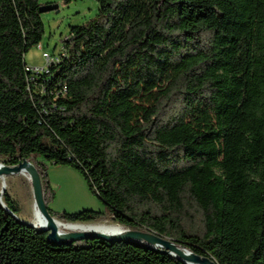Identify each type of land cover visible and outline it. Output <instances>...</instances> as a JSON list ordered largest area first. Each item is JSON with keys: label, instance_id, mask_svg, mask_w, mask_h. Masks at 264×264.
I'll return each mask as SVG.
<instances>
[{"label": "trees", "instance_id": "trees-1", "mask_svg": "<svg viewBox=\"0 0 264 264\" xmlns=\"http://www.w3.org/2000/svg\"><path fill=\"white\" fill-rule=\"evenodd\" d=\"M96 1L35 71L48 2L0 0V161H31L62 222L264 264V0ZM48 163L77 169L105 209L54 211ZM1 191L0 264H187L128 241L54 244Z\"/></svg>", "mask_w": 264, "mask_h": 264}, {"label": "rangeland", "instance_id": "rangeland-1", "mask_svg": "<svg viewBox=\"0 0 264 264\" xmlns=\"http://www.w3.org/2000/svg\"><path fill=\"white\" fill-rule=\"evenodd\" d=\"M43 1L58 5V9L43 13L45 34L42 46L33 47L25 56L28 66L32 69L45 68L47 59L44 57V52L57 56L66 36L70 33V27L91 19L97 14L99 8L96 0ZM47 173L55 190V197L50 203L54 211L76 212L83 209H105L102 200L91 192L84 176L74 167L48 163ZM7 191L18 200L22 209L21 217L34 222L36 219L35 200L29 177L22 173L8 176ZM84 224L117 225L123 230L128 229L112 219Z\"/></svg>", "mask_w": 264, "mask_h": 264}, {"label": "water", "instance_id": "water-1", "mask_svg": "<svg viewBox=\"0 0 264 264\" xmlns=\"http://www.w3.org/2000/svg\"><path fill=\"white\" fill-rule=\"evenodd\" d=\"M58 9L56 4H44L41 7V12L52 11ZM22 173L29 177L35 200V211L42 216L45 223H34L33 221H24L26 224L38 229L39 231L47 232L48 238L54 244H60L62 242L74 243L84 239H103L109 242H122L128 241L136 243L142 246L149 247L151 249L167 253L178 257L180 260L187 264H217L212 258L208 256L199 255L187 248L178 246L177 242L171 238L159 235L152 231L146 230H123L120 234L107 233L93 229H79L70 228L69 230L61 231L57 225V221L61 222L57 218L53 217L48 209L45 201L43 183L41 175L39 174L36 166L29 160L23 159L20 163L15 165H8L0 161V178L4 176H10L12 174ZM7 190L6 186L2 181V191L5 193ZM23 221V220H22ZM74 224V223H66ZM84 224V223H81ZM94 225V224H86Z\"/></svg>", "mask_w": 264, "mask_h": 264}, {"label": "bare ground", "instance_id": "bare-ground-1", "mask_svg": "<svg viewBox=\"0 0 264 264\" xmlns=\"http://www.w3.org/2000/svg\"><path fill=\"white\" fill-rule=\"evenodd\" d=\"M7 177L8 176H4L2 178V181L4 185L6 186V188H7ZM34 223H36L37 225H39L38 223L44 224L45 220L42 218L40 214L36 212V219L34 220ZM57 225L61 231L69 230L70 228L79 229V227H81L83 229H93V230L95 229V230H99V231H103L107 233H114V234H120L123 232V229L117 225H104V224L85 225V224H80V223L66 224L65 222L61 223L59 221H57Z\"/></svg>", "mask_w": 264, "mask_h": 264}, {"label": "built area", "instance_id": "built-area-1", "mask_svg": "<svg viewBox=\"0 0 264 264\" xmlns=\"http://www.w3.org/2000/svg\"><path fill=\"white\" fill-rule=\"evenodd\" d=\"M39 46H42V45L40 44ZM44 57H46V59H47V66L51 62H54L55 60H57V58H56V56L54 54H49L48 52H44ZM43 69H33V70H35V71H42Z\"/></svg>", "mask_w": 264, "mask_h": 264}]
</instances>
